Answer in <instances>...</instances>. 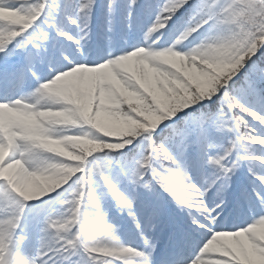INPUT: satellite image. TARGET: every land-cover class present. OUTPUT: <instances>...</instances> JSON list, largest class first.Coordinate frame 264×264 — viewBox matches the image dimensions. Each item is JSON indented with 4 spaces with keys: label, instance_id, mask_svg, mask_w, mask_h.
Masks as SVG:
<instances>
[{
    "label": "snow or ice",
    "instance_id": "snow-or-ice-1",
    "mask_svg": "<svg viewBox=\"0 0 264 264\" xmlns=\"http://www.w3.org/2000/svg\"><path fill=\"white\" fill-rule=\"evenodd\" d=\"M0 264H264V0H0Z\"/></svg>",
    "mask_w": 264,
    "mask_h": 264
}]
</instances>
